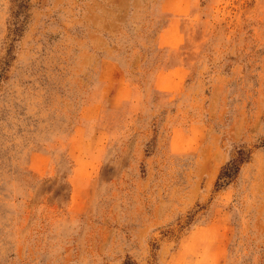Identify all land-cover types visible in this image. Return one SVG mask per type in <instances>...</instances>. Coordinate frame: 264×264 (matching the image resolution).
<instances>
[{
    "label": "rangeland",
    "instance_id": "374dc122",
    "mask_svg": "<svg viewBox=\"0 0 264 264\" xmlns=\"http://www.w3.org/2000/svg\"><path fill=\"white\" fill-rule=\"evenodd\" d=\"M0 264H264V0H0Z\"/></svg>",
    "mask_w": 264,
    "mask_h": 264
},
{
    "label": "trees",
    "instance_id": "16d2710c",
    "mask_svg": "<svg viewBox=\"0 0 264 264\" xmlns=\"http://www.w3.org/2000/svg\"><path fill=\"white\" fill-rule=\"evenodd\" d=\"M238 163L237 161H234L233 163H231V167H226L224 169V171L222 172V174L219 177V181L221 180H226V183L229 182L230 179H232L234 177V175L236 174V172L238 171ZM219 185H223V184H219Z\"/></svg>",
    "mask_w": 264,
    "mask_h": 264
}]
</instances>
